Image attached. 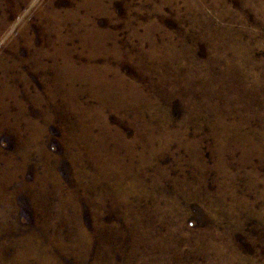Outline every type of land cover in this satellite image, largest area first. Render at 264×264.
I'll use <instances>...</instances> for the list:
<instances>
[{"label":"rangeland","instance_id":"rangeland-1","mask_svg":"<svg viewBox=\"0 0 264 264\" xmlns=\"http://www.w3.org/2000/svg\"><path fill=\"white\" fill-rule=\"evenodd\" d=\"M0 264H264V0H0Z\"/></svg>","mask_w":264,"mask_h":264}]
</instances>
